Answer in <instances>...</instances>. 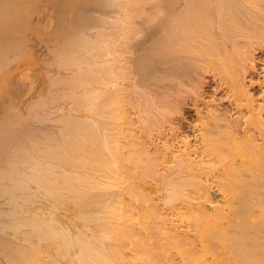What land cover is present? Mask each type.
Wrapping results in <instances>:
<instances>
[{"label":"bare ground","instance_id":"bare-ground-1","mask_svg":"<svg viewBox=\"0 0 264 264\" xmlns=\"http://www.w3.org/2000/svg\"><path fill=\"white\" fill-rule=\"evenodd\" d=\"M255 42L264 0H0V264H264ZM198 69L235 110L169 138L139 85Z\"/></svg>","mask_w":264,"mask_h":264},{"label":"rangeland","instance_id":"rangeland-1","mask_svg":"<svg viewBox=\"0 0 264 264\" xmlns=\"http://www.w3.org/2000/svg\"><path fill=\"white\" fill-rule=\"evenodd\" d=\"M113 27H116V26H113ZM112 27V30L113 29H115V31L114 32H116V30H117V32L118 31H120V33H124V31L122 30V32H121V27L119 26V27H116V28H113ZM120 29V30H119ZM240 36V35H239ZM236 37H238V35L236 36ZM240 38V37H239ZM241 38H243L242 36H241ZM239 40V39H238ZM244 40H246V39H244ZM243 39L241 40H239V41H244ZM250 42V41H249ZM258 43V44H257ZM255 44H257V45H255ZM253 45H255L254 47H253ZM264 44L263 43H260V42H255V43H252L251 45H250V49H249V52H251L252 51V49L253 48H255L256 47V49H255V51H253V55H255V58H256V61H255V64L257 65L258 63H261L260 64V66H256L255 68L252 66H250V63H249V65L248 64H246L247 62H248V60H243V62L242 63H244L245 61V63L243 64V67L244 68H246V69H248L247 67H249V69L245 72V70H244V68L242 67V70H243V73H245V75H246V77H245V80H247V81H250V82H252V88H253V90L251 89V85H250V89L252 90L251 92L252 93H254V92H257L258 91V89H257V87H259V90L261 89L260 88V82H259V75H260V72H261V69H262V60L264 59ZM251 46H252V48H251ZM260 47H262V49H263V51H262V49L260 48ZM36 50L40 53V55H43L44 54V49H43V47H42V44H37L36 45ZM128 55V54H127ZM132 54H130V55H128V56H130V57H133V56H131ZM127 56V57H128ZM258 56H260V57H258ZM259 59H258V58ZM260 61V62H259ZM259 65V64H258ZM245 66H247V67H245ZM258 67V68H257ZM260 67V68H259ZM251 68H252V70H256V71H253V73H250V72H252V70H251ZM199 71H198V73H196L197 72V70H195V72H193V75L191 76V79L193 78L194 79V77H195V82L193 81V79L191 80V83H192V85L190 84V82L189 83H187V79L188 78H186L185 77V75L182 77V79L180 80V86L182 87V88H180V86H179V82L178 83H176V82H174V81H172V80H167V79H169L168 77L165 79V80H163L164 82H162V83H159L158 85L159 86H161V87H158V89H156V88H148V87H145L144 88V86H142L143 88H141V86L139 85V82H138V85H139V92L141 93L142 91H143V96H144V99H146V101H147V104L149 105L150 103H151V105H150V107H148L146 110L145 109H143L142 111H144L145 113H146V111H149V110H159V108H161L162 109V107H163V109L162 110H164V111H161V112H167V115H168V113H169V115L170 114H172L173 112H176V114H178V110H179V114L178 115H174V114H172L173 116L171 117V115L168 117L169 119H167L168 121H166L165 120V125H163L164 127V132L165 133H167V135H168V137L169 138H171L172 136H175V135H178V133L180 134V135H183L184 133V135L183 136H186V137H189L190 139H191V141L192 142H194L197 138H196V132H197V129H198V127H197V125H198V108H205L206 109V104L204 103V102H208L210 99H212V98H214L216 101H219L220 103L222 102V106L224 105H226L225 106V110L227 109V111H228V113L229 114H232L233 112H234V110H235V102L232 100L231 101V97H230V95H229V92H227L228 91V86L227 85H225L223 82V84L221 83V81H223L218 75H216L215 73H213L212 71H207L206 72V69H204V70H202V72L203 71H205V72H203V73H201L200 71V69H198ZM134 72H136L135 70H132V72L130 73L131 75H135L134 77H136L137 75L136 74H134ZM208 72H210V73H208ZM257 72V73H256ZM212 73V74H211ZM249 73V74H248ZM197 74V75H196ZM198 74H199V79H200V76H202L201 77V79H202V81H201V79L199 80L198 78H197V76H198ZM203 74V75H202ZM205 75V76H204ZM211 75V76H210ZM214 75V76H213ZM250 75V76H249ZM216 76H217V82H216ZM249 76V77H248ZM254 76V77H253ZM131 77V76H130ZM185 77V78H184ZM196 78H197V80H196ZM131 79V78H130ZM128 79L127 81H124V82H126L125 84L126 85H128L129 83H134L135 81H133V82H131V80H133V79ZM185 81H184V80ZM249 79V80H248ZM135 80V79H134ZM190 80H188V81H190ZM170 81H172L174 84H176L174 87H173V85L172 84H170V86H169V83H172V82H170ZM181 81H183L184 83H186V84H184L183 82H181ZM193 81V82H192ZM201 81V82H200ZM119 82L121 83V81L119 80ZM129 82V83H128ZM168 83V84H166V83ZM200 82V83H199ZM137 83V82H136ZM197 83V85H195V84ZM199 83V84H198ZM162 84H163V86H162ZM167 86H166V85ZM183 84H184V86H183ZM217 84V85H216ZM178 85V87L179 88H177L176 86ZM186 85V86H185ZM191 85V86H190ZM193 85H194V88H187V87H193ZM201 85V86H200ZM168 87V88H166V87ZM195 86H199L198 88H195ZM216 86V87H215ZM223 86V87H222ZM163 87V88H162ZM171 87H172V89H176L177 91H178V93H177V91H176V93H175V89L173 90L174 91V93L176 94V95H178V96H176L175 97V95H173L174 93L172 92V90H171ZM225 87V88H224ZM254 87H255V89H254ZM148 88V89H147ZM161 88V89H160ZM200 88H201V91H200ZM221 88V89H220ZM223 88V89H222ZM150 89H151V91H150ZM167 90V91H164V90ZM168 89H170V90H168ZM179 89H181L180 91H179ZM185 89V90H184ZM192 89L194 90V91H192ZM199 89V90H198ZM203 89V90H202ZM257 89V90H256ZM141 90V91H140ZM161 90H163V92L161 91ZM182 90L184 91V92H182ZM187 90H191L190 91V93H189V91H187ZM222 90V91H221ZM227 90V91H226ZM153 91V92H152ZM157 91V92H156ZM188 93V94H186V92ZM261 91V90H260ZM260 91H258L257 93H255V94H253L254 95V97L255 98H259L260 97ZM172 92V93H171ZM179 92H182L183 94H185V95H183L182 93H179ZM191 92H193V93H191ZM194 92H195V94H194ZM197 92V93H196ZM203 92H204V94H203ZM206 92H207V94H206ZM225 92L227 93V94H225ZM155 93H156V95H155ZM168 93V94H167ZM169 93H170V97H171V100L173 99V98H175V99H180L181 101H176V102H174L175 100H173V101H171V100H169L168 99V102L170 101V102H173V103H171L170 104V102H169V107L167 106L168 104H166V105H164V103H168V102H165V100L167 101V97H169L168 95H169ZM219 95H218V94ZM222 93H224V94H222ZM144 94H146V96L144 95ZM148 94V95H147ZM150 94V95H149ZM153 94V95H152ZM165 94V95H164ZM167 94V95H166ZM172 94V95H171ZM180 94V95H179ZM213 96H212V95ZM215 94V95H214ZM216 94H217V96H218V98H217V96H216ZM157 95H158V97H160L159 99H154V98H158L157 97ZM201 95V96H200ZM204 95H206V96H204ZM207 95H210V96H207ZM221 95H223V96H221ZM226 95H228V96H226ZM152 96V97H151ZM155 96V97H154ZM162 96H165L163 99H164V101H161V100H163L162 99ZM172 96H174V97H172ZM181 96H183V97H181ZM220 96V97H219ZM147 97V98H146ZM179 97H181V98H179ZM205 97V98H204ZM151 98V99H150ZM195 98V99H194ZM153 99V100H152ZM161 99V100H160ZM151 100V102H149ZM154 100H155V103H153V105H152V101L154 102ZM160 100V101H159ZM223 100V101H222ZM226 101V102H225ZM149 102V103H148ZM162 104L163 103V105H161L160 103ZM179 102V103H178ZM226 104H225V103ZM157 103H159V104H157ZM175 103H176V105L178 106V107H176L175 108ZM198 103H200V104H198ZM233 103V105H231ZM155 104V105H154ZM157 104V105H156ZM173 104V105H172ZM228 104V105H227ZM158 105H161V106H159L158 107ZM172 105V106H171ZM179 105H181V106H179ZM199 105V106H198ZM204 105V106H203ZM142 106H144L143 104H142ZM151 106H153L152 108H151ZM154 106L156 107V108H154ZM227 106H229V107H227ZM164 107H166V109L164 108ZM171 107V108H170ZM173 107V108H172ZM234 107V108H233ZM150 108V109H149ZM182 108V109H181ZM203 108V109H204ZM231 108V109H230ZM171 109V111H173L172 113H171V111H169ZM172 109H175L176 111H174V110H172ZM178 109V110H177ZM230 111H229V110ZM156 110V111H157ZM181 110V111H180ZM169 111V112H168ZM144 112H142L143 114H144ZM134 116V118H135V114L133 115ZM175 116H177V117H175ZM195 116V117H194ZM172 119H171V118ZM174 118V119H173ZM175 118H177V119H175ZM179 118H180V120H179ZM195 119V120H194ZM177 120V121H176ZM176 122V123H174V122ZM195 121V122H194ZM168 122V123H167ZM164 123V122H163ZM177 123H179V124H177ZM168 124V125H167ZM166 126V127H165ZM168 126V127H167ZM180 126V127H179ZM166 128H169V130L168 129H166ZM177 131V132H176ZM179 131V132H178ZM194 131H196V132H194ZM184 132V133H183ZM154 138L155 139H157L155 136H154ZM196 142V141H195Z\"/></svg>","mask_w":264,"mask_h":264}]
</instances>
